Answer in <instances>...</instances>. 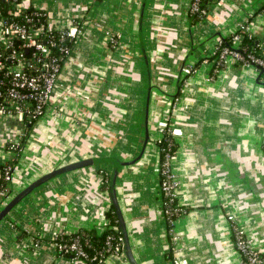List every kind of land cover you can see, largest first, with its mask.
<instances>
[{
  "label": "crops",
  "instance_id": "0c3cea01",
  "mask_svg": "<svg viewBox=\"0 0 264 264\" xmlns=\"http://www.w3.org/2000/svg\"><path fill=\"white\" fill-rule=\"evenodd\" d=\"M190 1L146 0L142 36L152 86L150 142L142 158L122 167L116 180L137 264H172L175 258L188 264H241L233 226L264 254L262 74L232 62L225 68L206 64L239 25L264 38V14L258 13L264 0H219L195 23ZM142 2L22 0L24 8L45 12L52 29L76 21L81 31L50 104L11 172V196L72 163L95 157L131 161L137 156L144 139L147 86L138 27ZM171 39L174 47L169 46ZM185 68L192 74L184 75ZM164 116L180 130L171 161L178 182L175 199L183 211L173 225L181 239L178 254L171 252L154 173L158 123ZM22 128L17 116H0V167L13 159L6 145L19 141ZM129 138L136 140L128 144ZM110 171L109 165L76 170L27 196L0 222V264H84L61 256L53 240L60 233L106 230L112 205L103 175L109 178ZM101 264L128 262L123 254Z\"/></svg>",
  "mask_w": 264,
  "mask_h": 264
},
{
  "label": "built area",
  "instance_id": "2783aa9c",
  "mask_svg": "<svg viewBox=\"0 0 264 264\" xmlns=\"http://www.w3.org/2000/svg\"><path fill=\"white\" fill-rule=\"evenodd\" d=\"M200 0H191L189 4L190 14L204 16L206 11H202L199 8ZM21 3L17 6V13L22 10H26ZM27 23L31 20H26ZM239 30L250 32L248 26L239 25L237 27ZM46 30L50 33L58 32L60 42L65 39H70L75 41L80 34L79 23L76 21H69V25L66 28L52 29L50 27V20L47 23ZM44 28H36L30 33L25 26L18 25L15 22L5 24L0 21V45L11 49L12 54L11 58L16 59L17 51H25L32 53V63L33 67H36L34 70L24 71L22 61L17 60V64L8 69L7 75L11 76V81L8 83L6 92L1 93L5 98L9 99L8 106L5 108H10L14 110V113L4 111V107H0V116L1 115H12L17 116L23 125V110L21 106L17 104L23 101H32L35 105V110L37 113H40L44 107H48L50 100L55 89L59 74L61 72L62 66L60 64L66 61L67 57L71 53V48L59 46L58 50L60 57H55L52 54L51 48L57 46V43L52 39H48V46L39 39L40 32H43ZM233 43L230 47H224L218 52V47L214 53L213 59L207 61L206 64H212L216 67L225 68L228 65V62L234 64H240L242 67H253L262 74V83L264 84V50L261 53V56H248L244 57L238 53L239 44L241 42L240 35L234 34L232 37ZM260 44H264V39H259ZM10 58V59H11ZM2 63H0V69ZM41 71V72H40ZM184 75L192 74L193 70L191 68H185L182 70ZM3 83H0V87ZM158 129L160 135L166 133L175 139V137L180 135V130L175 129L169 122V117L164 116L161 121L158 123ZM23 131V128H22ZM22 134V133H21ZM21 136V135H20ZM9 144L17 145L18 142H10L6 145V148ZM163 152V151H162ZM172 158L169 154V151L165 152L161 157V164H157L154 167V173L158 178L160 193L164 197H169V203H174V208H162L161 214L164 216L166 225H169V235L171 239V252L173 254H178L181 251L180 242L181 239L174 232L173 225L174 221L181 216L182 209L177 205L176 202V190L178 188V182L175 175L171 171V161ZM11 172L7 171V180L10 181ZM2 195V192H0ZM232 220V218H229ZM62 234V233H60ZM57 236V235H56ZM54 237V240L56 238ZM56 251L61 255L70 258L73 261H82L89 259L88 255L79 249L78 241H74L70 246L53 243ZM233 244L236 250L240 253L242 257L241 264H264V259L260 256L253 245V241L248 238L244 231L240 228L233 226ZM123 255L122 251V239L120 244H115L114 246L108 244L107 248L103 251L97 253L90 260L92 264H101L105 261L107 257H114ZM85 264V263H84ZM172 264H188L186 259L175 258L172 261Z\"/></svg>",
  "mask_w": 264,
  "mask_h": 264
},
{
  "label": "trees",
  "instance_id": "16d2710c",
  "mask_svg": "<svg viewBox=\"0 0 264 264\" xmlns=\"http://www.w3.org/2000/svg\"><path fill=\"white\" fill-rule=\"evenodd\" d=\"M219 2V0H200L199 8L202 11L207 12V8L210 4ZM21 3V0H0V21L9 24L11 22H15L18 25L25 26L29 32L31 33L33 29L44 28L43 32H40L39 39L48 46V39H52L54 42L57 43V46L51 48L52 54L55 57H60L59 53V46L68 47L72 49L74 41L70 39H65L64 41L60 42L59 40V33L54 32L50 33L46 30L47 23L49 21L48 15L43 12L33 8H28L26 10H22L21 12L17 13V6ZM259 14H264V1L262 2L261 8L258 10ZM257 13V14H258ZM191 20L193 23L202 20L206 17L197 15H191ZM31 20V22L27 23L26 20ZM240 35L241 42L239 44L238 53L244 57L248 56H261L262 51L264 50V44H260L259 39L263 37H257L250 32H246L243 30L236 29L235 32L227 37L226 39L222 40L219 47L218 52L222 50L224 47H230L233 43L232 37L233 35ZM264 39V38H263ZM12 50L0 45V63H2V67L0 69V83L3 85L0 87V92H6V88L8 87V83L11 81V76L7 75L8 69L17 64L18 61H22L23 63V70L29 71L34 70L36 67H33L32 63L34 60L32 59L31 52L25 51H17L16 52V59L11 58ZM11 58V59H10ZM63 62L60 66H63ZM236 66H241L239 63L235 64ZM41 72V71H40ZM0 96V107H4L5 105L8 106L9 99L5 98L4 96ZM7 97V96H6ZM17 104L21 106L23 110V131L19 138L18 144H9L6 148L7 151L13 153V159L5 164L4 166L0 167V208L2 205L3 200L8 196L11 191V183L7 180V171L9 170L12 172L14 166L17 164V161L20 157V154L23 148L27 144V140L29 134L33 128V126L40 120L44 112L46 111L47 107H44L40 113H37L35 110V105L32 101H23ZM4 111L14 113L13 109L5 108ZM156 147L159 151V162L161 164V157L165 154V152L169 151L171 157H174L175 152L177 150V143L175 139L171 138L170 135L163 133L161 138L156 142ZM163 151V152H162ZM104 177V185L103 188L108 190V175H103ZM160 192V189H159ZM161 200H162V208H174V203H169V197H164L161 193ZM106 219L108 220V226L106 230L102 234H97L95 231L90 230H80L74 234H58L53 240V243H58L66 246H70L74 241H78L79 249L85 252L89 259L85 260V264H91L90 260L93 256L97 255L98 252L103 251L107 248L108 244L114 246L115 244L121 243V234L118 230V223L116 219V215L114 213L113 207L111 206L109 212L106 214ZM169 228V225H166ZM24 236V235H23ZM262 259H264V254L260 253ZM93 264V263H92Z\"/></svg>",
  "mask_w": 264,
  "mask_h": 264
},
{
  "label": "water",
  "instance_id": "95a60500",
  "mask_svg": "<svg viewBox=\"0 0 264 264\" xmlns=\"http://www.w3.org/2000/svg\"><path fill=\"white\" fill-rule=\"evenodd\" d=\"M145 6H146V0H143L142 5H141V10H140V19H139L138 27H139L140 46H141V51L143 54L146 72H147V86H146L144 109H143L144 140L142 142V145L139 149V153L137 154V156L129 162H122L116 157L89 158L83 161H79L76 163H72V164L60 167L54 171H51L41 176L34 182H32L30 185H28L26 188H24L19 193L13 196H11V193H9L8 196L2 202V205H1L2 209L0 208V222L3 219H5L7 214L11 210H13L20 202H22L27 196H29L32 192H34L39 187H41L48 181L52 180L53 178L59 177L61 175H64V174H67V173H70L76 170L91 167V166L109 165L111 167V171L109 173V178H108V195H109L110 203L116 215V219L118 223V230L120 231V234H121L122 251H123V254L128 264H137L133 256V253L131 251L130 244H129L125 221L122 216L120 207L118 205L117 195H116V180H117L118 172L122 167L133 165L142 158L145 152L146 146L150 142L148 126H149V100H150L152 86H151L150 75L148 71V63H147L146 56H145V48H144L143 36H142L143 16H144Z\"/></svg>",
  "mask_w": 264,
  "mask_h": 264
},
{
  "label": "rangeland",
  "instance_id": "374dc122",
  "mask_svg": "<svg viewBox=\"0 0 264 264\" xmlns=\"http://www.w3.org/2000/svg\"><path fill=\"white\" fill-rule=\"evenodd\" d=\"M174 22V21H173ZM175 24L177 25V23L175 22ZM180 40H183V39H180ZM182 43V42H181ZM172 46V47H174V39H171V42H170V44H169V46ZM190 49V48H189ZM189 49L187 50V51H185L184 53H183V58H185V56H186V54L188 53V51H189ZM173 52V51H172ZM171 52V53H172ZM167 62V61H166ZM168 63H170L171 64V61L170 60H168ZM155 79H157V78H155ZM181 81V80H180ZM154 82V81H153ZM145 88H146V86H145ZM30 135V134H29ZM129 134H126V137L128 136ZM161 136V135H160ZM124 140V139H123ZM136 140V139H135ZM135 140L134 139H131V138H129V142H128V144H130V142H135ZM144 140V139H143ZM28 147H29V149H30V146H29V144H28ZM37 149H38V147H37ZM43 151H46V149L44 148V149H42ZM30 151H32L31 149H30ZM129 151H132V150H129ZM122 162H129V161H122ZM56 170V169H55ZM54 171V170H53ZM51 172V171H50ZM60 177V176H59ZM57 178V177H56ZM53 179H55V178H53ZM52 179V180H53ZM11 182V181H10ZM2 207V206H1ZM2 209V208H1Z\"/></svg>",
  "mask_w": 264,
  "mask_h": 264
}]
</instances>
